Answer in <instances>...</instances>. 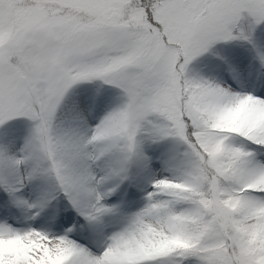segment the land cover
<instances>
[{"label":"snow or ice","instance_id":"6c2138e0","mask_svg":"<svg viewBox=\"0 0 264 264\" xmlns=\"http://www.w3.org/2000/svg\"><path fill=\"white\" fill-rule=\"evenodd\" d=\"M0 264H264V0H0Z\"/></svg>","mask_w":264,"mask_h":264},{"label":"rangeland","instance_id":"374dc122","mask_svg":"<svg viewBox=\"0 0 264 264\" xmlns=\"http://www.w3.org/2000/svg\"><path fill=\"white\" fill-rule=\"evenodd\" d=\"M221 49L223 52H225L226 49H228V51L230 50V54L228 56L225 55L226 56L225 58H230L232 60L239 61V60H242L245 57H247V59L249 61V66H251V63H252L251 55L252 54L249 50H246L244 47L239 46V45H230V46H222ZM232 49H233V51H234V49H236V51H237L236 56H232L233 55V54H231ZM209 59H211V57L202 58L200 61H198L196 63L195 67L197 68V66H198V69L209 70L210 67L207 64V60H209ZM203 63H204V66H203ZM215 67H216L215 64L212 63V68L214 69Z\"/></svg>","mask_w":264,"mask_h":264}]
</instances>
